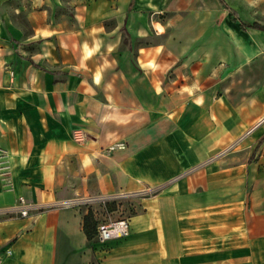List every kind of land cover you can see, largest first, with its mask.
I'll return each instance as SVG.
<instances>
[{
  "label": "crops",
  "instance_id": "0c3cea01",
  "mask_svg": "<svg viewBox=\"0 0 264 264\" xmlns=\"http://www.w3.org/2000/svg\"><path fill=\"white\" fill-rule=\"evenodd\" d=\"M13 2L0 0L1 264H264V0H23L25 22ZM163 10L170 39L152 43ZM242 32L256 48L243 60ZM122 192L131 232L106 242L88 241L81 205L6 210Z\"/></svg>",
  "mask_w": 264,
  "mask_h": 264
},
{
  "label": "rangeland",
  "instance_id": "374dc122",
  "mask_svg": "<svg viewBox=\"0 0 264 264\" xmlns=\"http://www.w3.org/2000/svg\"><path fill=\"white\" fill-rule=\"evenodd\" d=\"M167 1H170V0H167ZM205 1H209V2H212V3H218L219 0H205ZM227 2L229 4H233L234 3V0H227ZM10 7H11V10H9V12H12L14 15H15V18L17 17L19 20H22L25 22V20H28V15L30 13V10L28 9H31L29 4L27 3H24L23 0H15V2L9 4ZM8 8V7H7ZM60 12H65L68 15H72V13L68 10V9H65L62 10L60 9L59 10ZM159 21L161 22H166V32L162 35V37H156V31L157 30H154V28L152 27L151 25V30H150V36L153 37V42L155 43H162V42H167L169 39H170V32H171V26H170V23H169V12L168 10H163L161 13L159 12ZM158 28L159 30L162 32L164 31V26L162 24H158ZM173 29H175V26L173 27ZM238 39V44L241 46L242 48V51L244 53V56L241 58L242 60L245 59L247 56H251L256 48L254 46H252V38L248 37L244 32L240 33L237 37ZM237 62V61H236ZM182 63H179L178 65H181ZM196 65V63H195ZM226 66V72H229L233 69V67H235V61H231L229 59H227V62L225 64ZM116 200H110L106 203H99V202H95L93 204H86V205H81L80 208L84 210H89V209H92L93 212H94V218L96 219L97 221V224L105 219H108L110 217H113V218H117V217H126L127 216V213L129 212L128 210L131 209V205H130V200L129 199H125V200H122L120 203V205H122V208L121 206L118 207V203L115 202ZM118 208H121V210H119L116 214H112V211L118 209ZM122 209L124 211H122ZM88 241L90 243H97V242H101L99 240V238L97 237L96 233L93 235V237L91 239H88ZM78 262H74L72 260H70L68 262V264H91L89 262V258L88 256H85L83 257L81 260H77ZM98 264H101L100 262Z\"/></svg>",
  "mask_w": 264,
  "mask_h": 264
},
{
  "label": "built area",
  "instance_id": "2783aa9c",
  "mask_svg": "<svg viewBox=\"0 0 264 264\" xmlns=\"http://www.w3.org/2000/svg\"><path fill=\"white\" fill-rule=\"evenodd\" d=\"M73 137L78 141H85L86 133L82 129H74ZM121 147H125L124 143L118 144ZM131 196L128 192H122L115 195H97V196H74L66 199H61L53 201L51 203L38 204L32 201H29L24 196H19L18 202L8 207L6 210L10 213H16L21 216H27L30 214V211L33 209L43 211L48 207H75L86 204H93L95 202L106 203L110 200H115L117 198H125ZM131 227L130 222L127 217H117V218H108L99 222L97 227V237L101 242L110 241L113 239L123 238L130 234ZM12 248L7 247L0 252V264L3 256L11 255Z\"/></svg>",
  "mask_w": 264,
  "mask_h": 264
},
{
  "label": "trees",
  "instance_id": "16d2710c",
  "mask_svg": "<svg viewBox=\"0 0 264 264\" xmlns=\"http://www.w3.org/2000/svg\"><path fill=\"white\" fill-rule=\"evenodd\" d=\"M221 2L226 5L225 0H221ZM230 11H231V13L233 15V18L234 19H238L237 12L234 9H231V8H230ZM242 25L245 26L246 24L242 22ZM251 26H253L255 28H262L263 27V26H261V25H259L257 23H254ZM98 224H97L96 219L94 218L93 210L89 209L87 211V213L85 214L84 219H83V229H84L88 239H91L95 233L97 235Z\"/></svg>",
  "mask_w": 264,
  "mask_h": 264
}]
</instances>
